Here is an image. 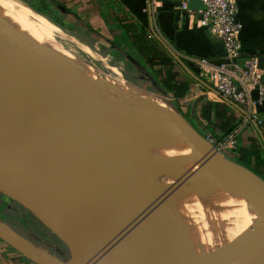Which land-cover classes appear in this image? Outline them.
<instances>
[{"label": "bare ground", "instance_id": "bare-ground-1", "mask_svg": "<svg viewBox=\"0 0 264 264\" xmlns=\"http://www.w3.org/2000/svg\"><path fill=\"white\" fill-rule=\"evenodd\" d=\"M11 13H12V6L11 4H9V1L0 0V55L14 54L15 57L19 58L18 60L15 58L16 63H20L28 59L33 60L34 63L32 67L26 72V74H21L18 76L9 75L5 79L4 82L0 83V85L8 89L15 90V89H19V86L23 81L28 82L27 81L28 79H38L37 82L39 81V83L42 84V83L47 82V79H50L52 81L53 79L54 80L57 79V76H58V77H61L64 80V82L68 84L70 82L73 83L74 85L72 86L73 90L70 89L71 94H79L81 92H84L85 86H89L91 87V92L89 91L90 93H87L85 91L84 92L85 95L83 98H84V103L87 105L86 107H88L87 110H89L88 111L89 116L92 114L90 117H93L96 114L95 113L96 109L98 110L100 108H103L101 106L102 103L103 105H107L109 107L110 106L115 107L114 110L116 109L115 114H110L111 112L107 111L108 109L106 107L104 111L106 110L107 112L104 113L105 115H102L104 118H100V119L104 120V122H101V123H105L104 128H107L108 130L110 126L108 122V119H109L108 116L118 119L119 122L116 123L115 125L116 133L118 130H121V129L125 131L124 133L126 134V136H122L123 139L121 138V143L123 144V148H121L123 149L122 150L123 155L122 154L119 155L120 157L121 155L123 156V159L121 158V161L125 159L123 162H125L126 165H123V167L126 166V169H128L127 168L128 162L133 163L132 165L137 164V163L139 164L140 160L141 161L147 160L145 159L146 154L147 155L150 154V158H148L149 156L147 157L148 158L147 162L148 161L150 162L149 163L150 167L149 168L147 167L148 169H146L144 166L142 167L136 166L137 169L133 168L134 169L133 172L127 171V170L125 172L124 168H122L124 169V173H122L123 171L122 172L118 171L120 173H117L115 171V174L114 173L112 174L111 172H109L111 174V177L110 178L108 177L109 178L108 183L106 182L107 179L105 181V183L108 184L107 187L110 186L108 188V191L111 192L110 193L111 196L109 195L110 196L109 198H111L110 200H115V201L118 200V202L116 201V203L119 205L124 204L120 208L114 207L115 216L120 217V214H122V217L119 221L115 223H113V221L112 222L110 221V223L106 227L105 232L109 237H112L116 240H121L123 242L132 243V244H139L137 240L142 238L143 241H147L149 244L154 245V246H164V247L179 248V249H186V248H190L193 246H199V247L206 248L208 250V249L214 248L212 245L226 244V243H232L236 241L245 240L251 236V233L253 232L254 229L264 224V181L260 180L255 174H253L247 168L243 167L242 165L236 164V169L240 173V176L243 179H245L249 184H251L253 188L252 190L248 191L245 188H241L239 186L232 184L229 181L227 173L220 168L221 167L220 160L215 158L214 156L211 157L212 151H211L209 142L205 138L200 137L198 134L190 131L193 134L192 135L187 130H185L176 117V113L178 114V112H176L175 110L174 112L172 110L173 108L171 107L172 108L171 109L169 105L167 104V102L164 103L158 100L155 96L150 95L149 93H146L145 91L141 89L127 86L125 82H121L119 80L118 81L113 80L109 77L107 78L106 76H102V74L100 72H97L98 70L95 71L90 64H85L81 60H77L76 58H74V56H67L68 59H65V58L62 59V62L66 65L65 66L59 61H55L53 59L37 55L35 53L36 47L39 46L40 44H44L45 42H49L52 39L56 28L46 21H42V20L37 21L31 18H26L24 16L18 17L17 18L18 23H16L15 25H12L11 23H9V21H6L4 19L6 15L8 16ZM8 27H13L16 32L12 31ZM29 49H32L33 51ZM40 50L41 48L39 49V51ZM24 52L27 53L28 55L23 54ZM41 52L42 51H40V53ZM23 85H21L20 88H22ZM10 92L11 94L6 97L5 103H4V106H7L10 112L9 111H6V112L13 113L16 116L14 118L16 121H17L16 119L17 115L19 119L26 120L27 118L26 114L28 116L32 115L31 112H29V110H27L26 108L25 109L27 111L21 109L22 111H20V113L17 114V110H19L18 102L25 97L20 98L17 102L15 101L17 100V97L13 96L12 91ZM60 96L58 95L57 97V93L52 94L49 98H47V102L45 104L47 105V103L49 102L53 103L54 100L61 99ZM94 97L104 98L102 99V103H100L101 100L99 99L100 101L99 103L101 104L100 106H99V103L94 102L96 100ZM27 102L30 103V101H27ZM62 114L63 113L61 112V115ZM179 117L181 118L180 115ZM14 119H13V122H11L12 121L11 120L10 122H8L9 124H5V127L9 128L8 129L9 131L16 130L17 132V129L14 127V125H16L14 123L15 121ZM2 122H0L1 125H2ZM90 122L92 123V121ZM10 123L12 124L13 127L9 126ZM85 124L86 123H84V125ZM78 125H76L75 123V126L78 127ZM111 125H113V123H111ZM3 126L4 125H2V127ZM85 126H82V127H85ZM68 129L67 131H69ZM89 130H92V128ZM123 130H121L120 132H122ZM95 131L96 130H92V132H95ZM59 135H63V134H59ZM100 135L103 136L104 134L100 133ZM86 136L87 138H85L84 136V139H86V141L89 142L90 140L93 139L95 135L87 134ZM153 137H155V140L153 139ZM117 140H115V142ZM49 141L51 144L52 143L51 140ZM55 143H56V140H55ZM53 144L54 143H52V145ZM56 144L57 146L59 145L58 142ZM102 144L106 145L105 143H102ZM113 144L116 145L115 143L112 142L111 145ZM52 145L49 147H52ZM117 145H119V143ZM2 146H3L1 147L2 149L8 148L7 149L8 154L12 156L11 158L13 157L15 158V160L14 159L9 160L10 158L9 157L7 158V156H5L6 161L11 164L14 170L23 179L24 184L28 189H31L37 194L42 195L44 188L48 187L50 190L55 192L57 196L63 197L64 199L68 200V197L64 196L58 190L55 184L53 183L47 184L45 180L35 175L31 170L24 168V166L26 165V161L32 162V160L29 157L25 158L24 160L23 158H21V156H18V154H20V150L16 151L13 154L11 149L6 145V143L5 144L2 143ZM16 146H17V141H16ZM60 146L58 148H60ZM92 147H89V148H92ZM98 147L95 151L98 150ZM153 147L156 148L157 150L155 149L156 151L155 152L152 151V154H151V150H153ZM116 148L118 147L116 146ZM87 149L88 148L86 147V150ZM89 150L90 149H88L87 151ZM93 151L94 149L92 150V152ZM97 152H100V151H97ZM81 153H82L81 154L82 158H84L85 156H83L84 154L83 151H81ZM110 153H109V155H111L110 157H113L115 155V153L114 155ZM6 154H7V151L5 150V155ZM87 155H92V153L88 154L87 152ZM35 156H33V158ZM52 157H56V156H52ZM52 157H48V160L49 158H52ZM78 157L80 158L81 156H78ZM93 157L95 156L94 155L92 157L90 156V158H93ZM82 158H81V162L83 161ZM90 158H88V160H91ZM35 159L37 158L35 157ZM106 159L107 158H105L104 160ZM40 161H41V158H40ZM96 161L94 163V166L95 164L98 163ZM49 162H52V161L50 160ZM91 162H94V161H90V163ZM102 162H101V165H102ZM105 162H108V160ZM56 163L58 164L59 162L56 161ZM119 163H117L116 165V168H117V169L115 168L116 170H118V167L122 165V164L118 165ZM109 164L110 166H112L111 163ZM84 165H86V168L88 166H91V165H88V163L87 164L85 163ZM101 165L99 164L98 166H101ZM108 165L105 164V166H108ZM51 166H54V165H51ZM102 166H104V164ZM110 166L109 168L111 169L112 167ZM113 166L115 167V165ZM100 169H97V170L100 171ZM102 169L104 170L103 167ZM93 170H95V168ZM95 172L93 171V178H94V175L98 173V172L97 173ZM163 172L173 173L175 177L171 180V183H170L171 185L165 183L164 185H161L158 187L155 185L156 182L154 183V177L155 175H158ZM90 173L92 174V171H90ZM81 174H78V175H80L81 177L82 176ZM104 175L106 174L103 173L101 179L103 178ZM150 175H153V177H150ZM95 179H96V176H95ZM104 179H105V176H104ZM187 181H189L188 186L182 185L184 182L186 183ZM178 184L180 186H178ZM141 187L143 188L144 191L139 193L138 191H140V189L142 190ZM99 190L100 189H98V191ZM96 191H93V193L94 192L96 193ZM161 191H164V192L162 193ZM143 193H146L149 200L150 201L153 200V202L149 204H144L148 202V199L145 198ZM103 194H105V192ZM125 195H131V197H126ZM97 197H98V194L96 198ZM100 197L101 196H99L98 198ZM115 201H112V202L115 203ZM130 201L131 203H129ZM140 203H143V205H140ZM211 203L218 204V206H221V207L230 208L232 212L226 218H223V216L220 215L219 216L220 223L218 222V224H215V226L211 227L209 230L202 231L201 229L202 219L210 220L213 218L210 214L204 213L206 204H211ZM124 210H127L128 212H124ZM137 215L139 216V219ZM123 218L125 219L122 221ZM254 223H256L257 227L248 229L249 225L254 224ZM181 232H185V233H181ZM178 233H181V234H178ZM192 235H196V237ZM170 237L173 239L177 238V240L161 243L162 240L170 238ZM256 245L264 246V228L259 230L258 236L256 238ZM246 252L248 253V251ZM246 252L244 251L245 254ZM77 256L75 255L74 258L75 257L77 258ZM81 256L82 255H80V257ZM248 256H249V259L250 258L253 259L256 264H264V258H263L264 256L257 255V254H248ZM73 259H68V261L65 264H77L75 261L77 259L75 260ZM85 259L86 258L84 257L83 264H88ZM95 264H98V263H95Z\"/></svg>", "mask_w": 264, "mask_h": 264}, {"label": "rangeland", "instance_id": "rangeland-1", "mask_svg": "<svg viewBox=\"0 0 264 264\" xmlns=\"http://www.w3.org/2000/svg\"><path fill=\"white\" fill-rule=\"evenodd\" d=\"M8 1H9V4H11V6H12V13L9 14L8 16L6 15L4 17V19L6 21H9V23H11L12 25H15L16 23H18V21H17L18 17L24 16L26 18H31V19H34L37 21L38 20L46 21L56 28L55 32L53 34V37L49 42H45L44 44H40L39 45L40 47L39 46L36 47L35 53L37 55H40V56H43L46 58H50V59H53L55 61H59L62 64H64L62 62L63 58L68 59L67 56H74V58H76L77 60H81L85 64H90L92 66V68L95 71L98 70L97 72H100L102 74V76H106L107 78L109 77L113 80H117V81L119 80L121 82H125V84L127 86L135 87L137 89H141V90L145 91L146 93H149L150 95L155 96L158 100H160L164 103L166 102L165 101L166 99L171 100L169 94L166 93L164 90H162L161 88H158L156 86H152L148 76H146L145 78H142L141 75H143L144 73L141 70L136 69L134 67H131V64L128 62L124 61L125 63L123 64L119 61H115V58L113 56L103 55L99 51L100 47L98 46V44L91 42V37L89 36V34H85L84 31L78 30L76 28H66V27L57 26L55 24V22H53V20L51 19V17L49 15L43 14L39 11H36L35 9H33L28 4V2H30V4L32 3L35 5V2L33 0H8ZM5 25H6V23H5ZM8 28L11 29L12 31L16 32L13 27H8ZM16 34H18V33H16ZM40 48H41L40 51H42L41 53L39 51ZM29 50L33 51L32 49H29ZM15 58L17 60L19 59L17 57H15ZM19 61H21V60H19ZM0 67H2L1 63H0ZM4 78H5V76H3L2 73H0V83L5 81ZM59 78H60V80H59ZM131 79H133V80H131ZM37 80L38 79H28L27 80L28 82L23 81L20 84L19 89H15V90L8 89V88H5V87L0 85V120L2 119L0 122L3 121L2 122V125H4L3 127H5V124H9L8 122H10L11 120H12L11 122H13V119L16 117L13 113H9L10 111H9V108L7 106H4L6 97L11 94L10 91H12L13 96L17 97V100H15L17 102L20 98L25 97V98H23L25 100L22 99V100H20L21 102L20 101L18 102V109L19 110H17V114L20 113V111H22L21 109H23V110L27 109L32 114L29 116L26 114L27 118H29V117L30 118L29 119L26 118V120L23 119L24 121L19 119V117L17 115V118H16L17 121L14 119L15 120L14 123L16 124V125H14V127L17 129V132H16V130L15 131L14 130L9 131L8 130L9 128H6V127L3 128L1 123H0V125H1V127H0V140L4 144L6 143V145L11 149L13 154L16 151L20 150V154H18V156H21V158H23L24 160H25V158L29 157L32 160V162L26 161V165L24 166V168L31 170L35 175H37V176L41 177L43 180H45L47 182V184L48 183L49 184H51V183L55 184V186L58 188V190L64 196L68 197V199L74 203L77 212L81 216L87 218L92 223L101 224L103 226V228L106 229V227L108 226L110 221L111 222L113 221V223H115V222L119 221L122 217V214H120V217L115 216V213H114L115 208L114 207L120 208L122 205H124V204L119 205L116 203V201L118 202V200H116V201L110 200L111 198H109L111 196V194H110L111 192L108 191V188L110 186L107 187L108 180L111 177V174L109 172H111L112 174L113 173L115 174V171L117 173H120L123 171L122 173H124V169H125V172H126V170L133 172L135 168L137 169V167H142V166H144L146 169H148L150 167V164H149L150 162L149 161L147 162V160H148V158H150V154L145 155V157H146L145 159H147V160H143L144 162L140 160L141 163L139 162V164L138 163L134 164L135 166L132 165L133 163L128 162L127 163L128 169H126V166L123 167V165H126V163L123 162L125 159L123 161H121V158L123 159V156H122L123 155V153H122L123 149H121V148H123V144L121 143V138L123 139L122 136H126V134L124 133L125 131L123 129H121V130H123L122 131L123 133L120 132L121 130H118L116 133L115 125H116V123L119 122V120L112 118V117H109L108 114H107V116L109 118L108 122L110 124L109 130L107 128H104L105 123H101V122H104V120L100 119V118H104L102 115H105L104 113H106L107 111H110L111 112L110 114H115L116 109L114 110L115 107H111V106H110L111 107V109H110L109 106L103 105V103H102V99H104L103 97L102 98L101 97L100 98L94 97L96 99V100L94 99L95 100L94 102L99 103L100 102L99 99L101 100L100 103H102V105L99 103V106L101 105L103 108H100L101 110L96 109L95 113L97 115L95 113H93L95 115L93 117H90L92 114L89 116V113H88L89 110H87L88 107H86L87 105L84 103V98H83L85 95V93H84L85 91L87 93L91 92V87H89V86H85L84 92H81L79 94H74V98H72V94L71 95L63 94V98L65 96H70L71 102L74 104V106H76V108H78L77 110H75L74 106L72 107V105H69V107L71 108L70 119H69V122H67L69 124L66 123V126H62V123L64 122V119H65L64 114H62V118H64V119H61L53 111L54 108H53L52 104L53 103L55 104V101L57 100L56 99V100H54L53 103L49 102L50 104L47 103V105L49 106V108L51 110L50 121H52L54 123L57 122V123L54 125L53 128H51L52 130L49 131V133H48L47 129L40 130V131L35 130L34 129L35 124L40 123V121L41 122L44 121L45 124L48 122V119L46 120L45 117L41 118L32 112L34 109L32 108V106H30V103L27 102V101H29L28 98L26 99L25 90L27 89V87H29L28 86L29 84H40L39 81L37 82ZM47 82L52 84L51 87H53V86L56 87L55 85L56 84L58 85L59 83H62L63 85H67L69 87V92L71 90H73L72 86H74L73 83L70 82L71 84L70 83L68 84V83L64 82V80L61 77H58V76H57V79H55V80L53 79L52 81L50 79H47ZM21 85H23L22 88H20ZM52 94H56V91L49 94L48 98ZM57 97H58V93H57ZM40 103H41V106L46 105V104L42 105L43 102H40ZM21 104L22 105L25 104V105L22 106ZM21 106H22V108H21ZM106 107L108 110L104 111V109H106ZM169 107L171 108L170 105H169ZM172 110L174 111V109H172ZM6 111H9V112H6ZM81 112H83V113H81ZM60 114H61V111H60ZM110 116H112V115H110ZM176 117H177L178 121L180 122V124L182 125V127L185 130H187L185 128V125H184L182 119L179 117V115L177 113H176ZM85 120H86V122H85ZM114 120L117 122H115ZM79 121H81V122H79ZM90 121H92V123ZM75 123H76V125H78L79 123H81V124H79L80 126L78 125V127H77V126H75ZM84 123H86L85 124L86 126L84 125ZM111 123H113V125H111ZM9 126L13 127L11 123ZM82 126H85V127H82ZM93 127H94V129H93ZM95 127H96V129H95ZM102 127H103V129H102ZM113 127H115V128H113ZM58 128H59V130H58ZM91 128H92V130H96L97 132L96 131L92 132V130H89ZM67 129L69 131H67ZM42 131H43V133H42ZM187 131L189 133H191L189 130H187ZM44 132H45V134H44ZM55 133H56V135H55ZM86 133L88 135H95L97 137V139L94 136L93 139L89 141L90 142L89 143L88 141H86V139H84V136H85V138H87ZM100 133H102L104 135L102 136V135H100ZM59 134H63V135H59ZM201 134H203V132ZM69 135H70V137H69ZM73 135H75V136H73ZM203 135L206 137V140L210 143L211 146L217 148L218 144L216 145L214 140H210L209 135H205V134H203ZM1 136H3V137H1ZM53 136H54V138H53ZM116 136H118V137H116ZM59 137H60V139H59ZM83 139H84V141H83ZM117 139H119V140H117ZM153 139L155 140V137H153ZM49 140H51V142L54 143L55 145L54 144L52 145V143L50 144ZM55 140H56V143L58 142V144H59L58 146L55 143ZM115 140H117L116 141L117 143L115 142ZM16 141H17V146H16ZM91 142L93 143V145ZM112 142L115 143L116 145H114V144L111 145ZM67 143H68V145H67ZM102 143H105L106 145H104ZM118 143H119V145H117ZM213 143H215V145H213ZM60 144H61V146H60ZM81 144H82V146H81ZM51 145H52V147H49ZM59 146H60V148H58ZM68 146H70V147H68ZM96 146L97 147L99 146L97 151H100V152L95 151L97 149ZM116 146L118 148H116ZM86 147L88 149H90L89 150L90 152L87 151L88 149L86 150ZM89 147H92L94 149V151L92 152L93 149L89 148ZM36 148H38V149H36ZM40 148H41V150H40ZM7 149H5V150L7 151V157L10 158L9 160H11V159L15 160L14 157L11 158L12 156L8 154ZM155 149L156 148L153 147V150H151V154H152V151L155 152L157 150V149L156 150ZM220 149H221L220 151H222L224 154L228 155L231 158L233 157V154L231 153V149H233V148H231V147H229L228 149L225 148V151L222 150V147H220ZM26 150L28 151V153ZM119 150H121V151H119ZM46 151L48 152V154ZM57 151H58V153H57ZM81 151H83V153H84L83 156H85L87 160H88V158H90V156L92 157L94 155L95 156V157H93L94 160H93V158H90L91 160L87 161L85 159V157L82 158ZM35 152L38 155H36ZM87 152H88V154L92 153V155H87ZM95 152H96V154H95ZM110 152L113 155L115 153V155L114 156L112 155L113 157H110L111 156V155H109ZM127 153H129V152H127ZM55 154H57L58 156ZM120 154H122L121 157L119 156ZM77 155L81 156V157L79 158ZM0 156L1 157L4 156V154L1 150H0ZM33 156H35L37 159H35V157L33 158ZM52 156H56V157H52ZM48 157H52V158H49V160H48ZM114 157H116V158H114ZM40 158H41V161H40ZM81 158L83 160L82 162H81ZM103 158L104 159L107 158V159L104 160ZM110 158L113 160H111ZM52 159L55 161H53ZM115 159H117L118 161ZM232 159L235 160V158H232ZM50 160L53 163L49 162ZM98 160L100 161V163ZM107 160L109 163H111L112 166H110V164L108 162H105ZM56 161L59 163L57 164ZM71 161H73V162H71ZM90 161H94V162L90 163ZM95 161L98 162L97 163L98 165L99 164L101 165V162L103 161L102 165L104 164V166H102V165L101 166L104 168V170L102 169L101 166H98L97 164H95V166H94ZM85 163L86 164L88 163V165H91V166H88L86 168V165H84ZM113 163H115V164H113ZM117 163H119L118 165L122 164L121 165L122 167L117 166L118 170H116L117 169L116 168ZM105 164L106 165L109 164V165L105 166ZM51 165H54V166H51ZM72 165H74L75 167ZM113 165H115V167ZM128 165H129V167H128ZM109 166L112 168L110 169ZM131 166H132V168H131ZM93 167L95 168V170H93L94 169ZM100 167H101V169H100ZM122 168H124V169H122ZM129 168H130V170H129ZM97 169H100V171ZM90 171H92V174L90 173ZM93 171L98 172V173L95 172L97 174L94 175V178H93ZM118 171H120V172H118ZM103 173L106 174V175H104L105 179H104V176L101 179ZM78 174H81L82 176L80 177V175H78ZM172 174L173 173H168V172L164 173L163 172V173H160L158 175H155V177H154V183L156 182L155 185L159 187L161 185H164L165 183L170 184L171 180L175 177L174 174L173 175ZM76 175H78V176H76ZM95 176H96V179H95ZM150 177H153V175H150ZM81 179H82V181H81ZM106 179H107V181H106ZM105 181L107 183H105ZM188 182L189 181H187L186 183L184 182L182 185L188 186ZM88 185L90 186V188ZM103 185H105V186H103ZM178 186H180V185L178 184ZM97 188L100 190L98 191ZM93 191H96V193L98 194V197L99 196H101V197L96 198L97 194L95 192L93 193ZM142 191H144L143 188H142V190L140 189V191H138V192L141 193ZM104 192H105V194H103ZM161 192L163 193L164 191H161ZM42 193H44V190ZM143 195L145 196V198L148 199V202H146L144 204H149V203L153 202V200L152 201L149 200L146 193H143ZM125 196L131 197V195H125ZM98 200H100V201H98ZM154 200H156V199H154ZM112 201H115L116 204L113 203ZM163 201H164V199H163ZM129 203H131V201ZM140 205H143V203H140ZM217 210H219V211H217ZM124 212H128V211L124 210ZM228 212H229V214H228ZM231 212L232 211L230 208L221 207V206H218V204H212V203L206 204L204 213L210 214L213 218L210 220L202 219V226H201L202 231L209 230L211 227L215 226V224H218V222L220 223V219H219L220 215L223 216V218H226L230 215ZM137 217L139 219L138 215H137ZM0 218L2 220L6 221L7 223H10L11 226L17 227L21 232L28 234L31 239H34V240L37 239L38 244L41 245L40 248L36 247L35 244L32 242V240H30V239H28V240L32 243L35 250L40 255H42L43 257H47L49 253L55 254V255L61 256L63 259L62 261L65 264L68 261V259H73L75 255L76 256L78 255V254H75V252L71 253V251H69L65 242L53 231V229L48 224H46L41 219H39L27 206H25L22 202L13 199L11 196H9L5 192H3L1 189H0ZM124 219L125 218H123L122 221ZM253 227H257L256 223L249 225L248 229L253 228ZM181 233H185V232H181ZM181 233H178V234H181ZM174 235H176V234H174ZM174 235H172V236H174ZM192 236L196 237V235H192ZM173 240H177V238L173 239L170 237V238L162 240L161 243H165V242H169V241L171 242ZM128 242H130V241H128ZM137 242H139V244H141V245L142 244H144V245L149 244L147 241H143L142 238L138 239ZM152 243H154V242H152ZM219 245H221V244L212 245V246L215 247V246H219ZM248 254H250V252H248V253L246 252V254L244 252H242L238 255H235L234 260L229 262V263H226V264H256L253 259H251V258L249 259ZM84 257L85 256L80 257V255H79V256H77V258L75 257L73 260L77 259V260H75L77 264L78 263L83 264V258ZM79 258H80V260H79ZM85 260L87 261V258Z\"/></svg>", "mask_w": 264, "mask_h": 264}, {"label": "crops", "instance_id": "crops-1", "mask_svg": "<svg viewBox=\"0 0 264 264\" xmlns=\"http://www.w3.org/2000/svg\"><path fill=\"white\" fill-rule=\"evenodd\" d=\"M33 1L39 5V0ZM49 1L55 5V8L63 10V5L58 1ZM179 3L180 0H65L64 4H67L68 7L82 10L80 15L83 19L80 20L70 11L62 14V20L67 27L72 26L84 31L85 34H89L91 42L98 44L101 49L99 51L105 56L109 55L115 58V54L118 53L111 42L125 43L120 41L116 21V15L124 13L144 25L149 34L160 43L154 34L156 33L179 56L191 72L197 74V61L201 59L211 64L226 61L227 57L222 40L214 36L207 26L197 24L195 11L183 9ZM235 19L240 24L241 49L238 61L245 64L247 57L256 56L258 65L264 74V0H236ZM89 27L92 30H89ZM123 48L126 51L130 50L137 58L127 43L123 45ZM167 52L172 57L175 70L181 78L189 81L188 88L194 90V94L187 102L183 100L184 95L177 99L169 93L170 101L186 115L187 120L197 131L200 130L199 132L202 131L203 134L214 138L223 133L213 128L214 117H210L209 120L201 117L200 106L206 99L220 102L225 115L236 121L234 128L237 139L236 147L231 149L233 158L238 160V153L242 151L246 155L245 162L264 176V164H256L255 156H249L252 148L258 146L260 157L264 160V133L255 118L259 117L264 120V96L261 102H257L253 107L256 112L254 116L250 110L240 104L238 107L230 103L213 88L195 79L168 50ZM138 60L145 66L141 59ZM115 61L123 64L128 62L131 67H134L126 59L115 58ZM205 81L209 83L207 80ZM250 94L252 97H256L255 90H251ZM59 257L63 260L61 256ZM0 264L38 263L0 237Z\"/></svg>", "mask_w": 264, "mask_h": 264}, {"label": "water", "instance_id": "water-1", "mask_svg": "<svg viewBox=\"0 0 264 264\" xmlns=\"http://www.w3.org/2000/svg\"><path fill=\"white\" fill-rule=\"evenodd\" d=\"M188 5L196 9L203 7L201 0H188ZM154 34L160 43L189 71L195 79L206 84L210 88H213L220 96L230 103L240 107L237 102L220 94V92L211 84L198 77L196 73L191 72L179 56L170 48V46L159 38L156 33ZM23 54L28 55L25 52ZM127 56L131 62H133L134 65L144 73L141 75L142 78L148 76L152 84L160 88L158 83L148 74L142 63L130 54H127ZM0 63L2 64V67H0V73H2V75L5 76L4 79H6L9 75L18 76L26 74L34 62L33 60L28 59L20 63H16L15 55L7 54L0 55ZM51 85L52 84L49 82L42 84H30L25 91V95L34 109L32 112L41 118L45 117L46 120L48 119L46 124L44 121H40V123L35 124L34 129L37 131L47 129L48 133L57 122L54 123L50 121L51 110L49 106H41L40 101L45 104L47 102L48 95L54 91H56L59 96L61 95V99L56 100L55 104L53 103L52 105L56 115H58L61 119H64L60 114L61 111L65 116L62 126H65L66 123L69 122L71 114V108L69 105H72V107L74 106L71 102L70 96H65L63 98V94L71 95L67 85H63L62 83H59L58 85L56 84V87H51ZM72 98H74V94H72ZM74 109L77 110L78 108H75L74 106ZM182 120L187 130L203 137L197 132L192 124L185 122L183 118ZM1 147L3 146L0 140V150L4 154L3 157L0 156V189L13 199L20 201L27 206L39 219L53 229V231L65 242L71 253L75 252L78 255L85 256L88 264H226L233 261L235 255L244 251L251 252L250 254L264 256V246L256 245V238L259 230L264 228V224L254 229L251 236L245 240L221 244L208 250L199 246L179 249L154 246L151 244L139 245L116 240L106 234L105 229L101 224L92 223L87 218L81 216L77 212L75 205L71 200L57 196L55 192L50 190L48 187L44 189V193H42V195L28 189L25 186L23 179L14 170L11 164L6 161L5 156H7V154L5 155V149H2ZM210 148L212 151L211 157L214 156L220 160V168L227 173L229 181L232 184L245 188L248 191L252 190L253 186L243 179L236 169V164L239 163L232 159L233 157L231 158L222 153L219 149L211 145ZM259 179L264 181L262 178ZM0 237L38 264H64L58 255L50 253L47 257L40 255L35 250L32 243L22 233L17 231L1 218Z\"/></svg>", "mask_w": 264, "mask_h": 264}, {"label": "built area", "instance_id": "built-area-1", "mask_svg": "<svg viewBox=\"0 0 264 264\" xmlns=\"http://www.w3.org/2000/svg\"><path fill=\"white\" fill-rule=\"evenodd\" d=\"M202 8L193 9L188 5V0H180L179 6L197 13L196 22L200 26H207L210 32L220 38L225 47L226 61L219 64H211L206 60H198V77L207 80L220 94L225 95L255 116L253 107L261 102L264 96V74L256 56L246 58V63L238 61L241 49L239 37L240 24L235 19L236 0H201ZM251 90L256 91V97H252ZM194 94L192 88H188L183 100L187 102ZM261 125L264 133V120L255 117ZM214 140L219 150L235 148L236 130H232L221 140Z\"/></svg>", "mask_w": 264, "mask_h": 264}, {"label": "trees", "instance_id": "trees-1", "mask_svg": "<svg viewBox=\"0 0 264 264\" xmlns=\"http://www.w3.org/2000/svg\"><path fill=\"white\" fill-rule=\"evenodd\" d=\"M54 1H58L59 3H61L63 5V10L55 8V5L51 4L49 0H39V5H34L32 3L30 4V2H28V4L36 11L49 15L53 22L61 27L73 28L72 26L67 27L64 24L62 20V14L64 12L71 11L76 15L77 18H79L80 20L83 19V17L80 15V13H82V10H78L74 7H68L67 4H64L65 0ZM116 21L118 26L117 33H119L118 36L119 38H121L120 41H122V43H127L129 47L131 46V49L133 50V52H135L137 58L130 50L126 51L123 48V45H125V43L116 44L111 42L112 46L115 47L119 53L115 54V58L126 59L127 61L131 62V60L127 56V54H130L137 60L141 59L145 64V69L148 74L158 83L162 90H164L168 94H172L177 99L181 98L188 88L189 81L187 79L181 78L180 74L175 70L172 57L169 55L167 50L152 35L149 34L144 25L140 24L129 15L124 13L117 14ZM89 30H92V28L89 27ZM131 63L134 65L133 62ZM134 67L138 69L135 65ZM152 86H154V84H152ZM165 101L181 115L185 122H188L186 115L175 104L167 99ZM200 115L207 120H209L210 117H214L213 128H216L218 131H221L223 133L222 135L217 136L215 138L216 140H221L222 138H224L236 126V121L231 117L225 115L220 102H215L207 99L204 100L200 106ZM197 132L205 137L199 131ZM213 145H215V143H213ZM238 154L239 158L238 160H236V162L247 167L259 178H262L264 180L263 175L258 173L252 166L248 165L245 162L244 158L246 157V155L242 153V151H240ZM251 155H253L252 157L255 156L256 164H264V160L260 157V148H258V146H256V148H252L249 153V156ZM14 228L22 233L27 239L32 240L36 247H41V245L38 244L37 239H31L28 234L21 232L15 226Z\"/></svg>", "mask_w": 264, "mask_h": 264}]
</instances>
